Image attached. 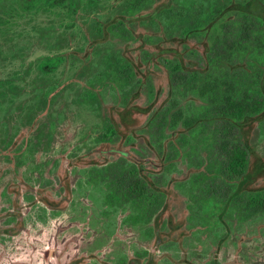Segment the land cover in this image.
Here are the masks:
<instances>
[{
    "label": "flooded vegetation",
    "instance_id": "obj_1",
    "mask_svg": "<svg viewBox=\"0 0 264 264\" xmlns=\"http://www.w3.org/2000/svg\"><path fill=\"white\" fill-rule=\"evenodd\" d=\"M103 2L98 11L103 27L100 35L98 32L92 34L86 23L87 27L83 26L84 40L87 42L85 47L50 53L39 60V69L45 78L62 64L76 65L79 60L84 61L69 82L78 80L81 83L79 101L89 105L98 114L100 129L87 151L68 155V162L63 165L64 160L59 164L62 165L58 171L59 182L56 180L54 183L34 186L21 173H17L16 181H0V202L4 195L13 196L11 207L3 211L0 209V236L14 237L18 231H26V215L38 204L43 205L41 211L44 212L64 211L69 207L74 193L70 170L81 165L88 174L85 175V183L104 192L100 211H123L125 224L130 227L142 226L144 238L151 240V248L144 249L136 256L121 258L122 264H158L157 253L168 240L181 246L185 236L194 230L222 234L215 241L217 251L233 237L237 226L264 217V153L258 148V139L264 127V47L254 66L251 63L256 60L245 53L249 51L244 50V53L235 55L234 19L228 16L220 24L227 34V41H222L225 43L222 46H219L216 35L211 38L207 27L201 35L187 33L184 28L178 40L163 37L165 46L156 48L137 38L139 28L148 29L138 25V18L125 17L133 35L130 39H124L108 29L113 21L124 19L121 14L122 0ZM111 10H116L114 15H107ZM90 35L98 37L90 40ZM219 35L224 37L223 32H219ZM59 54H65V60L50 73L43 72V59L56 58ZM123 57L129 63L118 69L116 64L112 66L107 63L108 59L117 62ZM94 58L98 60L94 62ZM169 59L177 61L178 65L168 64ZM174 67L178 68L179 73L173 74ZM110 69L116 73H109ZM250 75L254 77L248 79ZM92 79L93 85L90 82ZM127 80L131 81V85L124 91L122 82ZM209 81L217 82L223 98L228 103L230 100L236 107L229 103L226 111L223 109L225 112L209 109L199 111L208 108L207 105L212 102L211 96L215 92H203ZM5 82L9 83V87H15L14 82ZM46 84L43 80L37 86L35 95L38 103L30 119L36 112L47 110L43 108L51 104L52 97L62 88V84L54 83L47 91L44 90ZM4 88L7 92L8 88ZM236 88L241 90L235 92ZM87 89L94 94L86 95ZM107 94L110 97L107 98ZM178 110L179 122L173 126V118ZM188 118L194 120L192 127L185 124ZM192 130H195L194 134ZM221 131L228 135L232 155H226L224 146L218 143ZM24 135L25 130H22L15 140L14 136L2 140L0 161L3 157L12 158L9 151L16 146L18 138ZM138 137L145 140L151 150L149 156L134 151L138 147ZM235 140L244 144L248 151L247 173L237 181L238 188L246 191L242 195L235 192L236 179L232 170H228V166L232 168L233 165ZM19 160L17 157L16 162L21 164L22 160ZM182 164L187 168L186 173L180 168ZM225 164V175L210 170L218 169L219 165L225 168ZM123 165L131 169V182L145 184L147 194L144 197L139 198V184L133 185V191L129 193L132 183L121 174L128 175L121 170ZM200 173L209 176L203 178L199 176ZM1 178H4V173L1 172L0 163ZM224 181L227 182L226 189L223 188ZM219 185H222V190ZM252 191L258 192L256 211L250 208ZM28 195L34 197L27 203ZM175 198L179 201H174ZM133 199L140 201L136 203ZM236 199L244 202L243 217L238 215L240 208H236ZM175 204L180 207L173 208ZM69 245L67 241L62 259L69 255ZM51 254L53 258L54 254ZM183 254L182 262L191 264L185 256V250H182ZM56 257L57 264H88L90 259L101 258L100 255L96 257L84 253L63 263L59 256ZM25 262L31 264L28 260ZM210 263L222 264L218 252Z\"/></svg>",
    "mask_w": 264,
    "mask_h": 264
},
{
    "label": "rangeland",
    "instance_id": "obj_2",
    "mask_svg": "<svg viewBox=\"0 0 264 264\" xmlns=\"http://www.w3.org/2000/svg\"><path fill=\"white\" fill-rule=\"evenodd\" d=\"M9 4L6 3V9ZM6 11H0L6 22L0 26V89L7 87L9 92L7 90L6 95L0 97V144L16 132L14 140L19 131L25 130V135L18 138L16 146L10 147L12 158L3 157L0 161L1 172L4 173L0 181H16L17 173H21L34 186L59 182L58 171L62 167L59 164L64 160L63 165L66 164L70 158L68 155L87 151L100 129L101 120L89 105L79 101L81 83L78 80L69 82L83 60L76 65L62 64L57 71L45 75L46 78L42 77L39 60L50 53L85 47L84 24L82 21L71 26L69 19L56 14L61 11L58 7L50 12L39 9L17 16H11L10 9ZM115 11H108L107 15H114ZM97 60L93 59L94 62ZM6 80L14 82L15 87H9ZM43 80L47 82L44 90L50 91L48 88L54 83L62 84V88L52 97L51 104L43 108L47 110L36 112L30 119L38 103L35 95L37 86ZM137 143L134 151L149 156L151 150L145 140L138 137ZM258 148L264 153V127ZM17 157L22 160L21 164L16 162ZM74 168L70 170L74 193L69 207L57 212L41 211L42 204L32 208L26 215V231H18L14 237L0 236V264H26L27 260L31 264H57L56 256L64 263L84 253L101 256L100 259H90L88 264H122L121 258L127 259L151 248V240L144 238L143 227L125 224L123 211H100L103 190L85 183V175L88 174L83 166ZM180 168L183 173L187 172L183 164ZM183 173L177 174L182 176ZM12 197L9 194L2 197V211L11 207ZM33 197L28 195L26 202H31ZM174 201L179 200L175 198ZM220 235L194 230L185 236L181 246L168 240L157 253L158 264H187L182 262V250H185L191 264H211L216 252L222 264H264L263 216L237 226L233 237L216 251L215 241ZM67 241L71 246L70 252L62 259ZM36 254L41 259H37Z\"/></svg>",
    "mask_w": 264,
    "mask_h": 264
},
{
    "label": "trees",
    "instance_id": "obj_3",
    "mask_svg": "<svg viewBox=\"0 0 264 264\" xmlns=\"http://www.w3.org/2000/svg\"><path fill=\"white\" fill-rule=\"evenodd\" d=\"M104 0H0V11L7 12L6 10H11V16L23 15V13L37 11L39 9L43 10H52L55 7L61 9V11L57 12L58 16H62V18H67L70 20V25L75 26L78 22H86L89 25V31L92 34L96 32L99 35L102 33V22H100L99 10L101 9L100 5ZM185 0H122L121 4V14L124 16V19L119 21H113L108 25V29L116 32L118 35L123 36L124 39H130L133 37L132 31L130 27L127 26V22L125 21L126 16H130L132 18H138V25H143L145 30H140L139 28L137 33V38L142 39L144 42L148 44H153L156 48H163L165 45L162 43L163 37L167 39H176L180 37L181 32L185 28V32L193 34L201 35L205 29L208 27V34L213 38V36H217V42L219 46L224 45L225 43L222 41H227V34L225 30L220 28L221 21L228 19V16H233L234 19V29L236 31V39H235V52L238 53H247L252 59H255L256 62H252L251 64L254 66L257 64V60L260 57V51L264 47V0H191L184 2ZM10 2L8 9H6V3ZM152 11V12H150ZM13 18V17H12ZM8 21V19L6 20ZM111 22V20H108ZM83 26L87 27L86 23H83ZM1 23L4 22L2 19V15L0 14V26ZM51 28V27H50ZM84 30V28H83ZM85 31V30H84ZM184 32V31H183ZM219 32L224 33V37L222 38L219 35ZM97 33V34H98ZM98 37L95 35H90V40H96ZM212 48H214V44H212ZM65 60V54H59L55 57H45L42 62V70L45 73H50L56 68V65ZM169 59L168 64L178 65V62ZM108 64L114 66L117 65L116 69L120 66H124V64L129 63L124 57L121 61H114L108 59ZM131 72V68L129 70ZM173 74L179 73L178 68H172ZM109 73L115 74L114 69H110ZM254 76L250 75L247 78L252 79ZM246 78V79H247ZM95 79V78H94ZM94 79L90 80L93 85ZM97 79V78H96ZM177 80V78L175 77ZM194 84V81H191ZM124 85L123 90H127L130 88L131 81H123ZM206 82L203 83L205 85ZM12 87V86H10ZM210 90L211 92H215L211 96L212 102H210L207 106L208 108H203L199 111H208L214 110L215 112L221 113L226 111V108L229 103L220 91V87L217 85V82L209 81L206 84V87L203 89V92H207ZM239 88L235 89V92H238ZM94 94L90 89H87L86 95ZM6 95L5 88L3 87L0 90V97ZM226 96V95H225ZM233 104V103H231ZM233 106L236 107L235 104ZM225 109V111H223ZM180 111L178 110L173 118V126H177L179 122ZM194 123L193 119L188 118L185 122L186 126L192 127ZM112 129V127H111ZM195 129V128H194ZM237 130V129H236ZM111 134L113 132H110ZM192 133H195V130H192ZM222 135L218 143L224 146L225 154L232 155L230 151V140L228 139V135L224 134V131L220 132ZM114 134V133H113ZM237 135V134H236ZM234 151H233V165L232 168L228 166V170H232L234 173L236 184H234L235 192L238 194H244L243 190L238 188L237 181L241 180L247 173L248 169V151L246 146L241 142H237L235 140ZM123 172L128 173L124 177L130 180L131 190L129 193L133 191V185L139 184V198L144 197L147 194V188L144 183L140 181L131 182L132 175L130 173L131 169L123 165ZM211 171L217 172L220 175H225L227 170V164H225V168L220 166L218 169H210ZM223 171V172H222ZM214 173V174H215ZM200 177H208L207 173H200ZM224 189H226V181L223 182ZM223 185V184H222ZM222 185H219V188L222 190ZM128 193V194H129ZM251 195V204L250 208L253 211L258 210V196L257 191L250 192ZM134 202H138L139 199H133ZM140 201V200H139ZM239 204V205H237ZM244 202L243 200L236 199V208L238 209V215L240 217L245 216L243 211Z\"/></svg>",
    "mask_w": 264,
    "mask_h": 264
}]
</instances>
